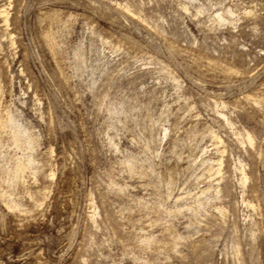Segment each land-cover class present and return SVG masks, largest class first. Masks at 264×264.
I'll list each match as a JSON object with an SVG mask.
<instances>
[{"label": "rangeland", "instance_id": "obj_1", "mask_svg": "<svg viewBox=\"0 0 264 264\" xmlns=\"http://www.w3.org/2000/svg\"><path fill=\"white\" fill-rule=\"evenodd\" d=\"M0 264H264V0H0Z\"/></svg>", "mask_w": 264, "mask_h": 264}, {"label": "bare ground", "instance_id": "obj_2", "mask_svg": "<svg viewBox=\"0 0 264 264\" xmlns=\"http://www.w3.org/2000/svg\"><path fill=\"white\" fill-rule=\"evenodd\" d=\"M3 14H4V13H3ZM5 21H6V22L8 21V18H7V17L5 18ZM14 138H15V137H14ZM16 139H17V136H16Z\"/></svg>", "mask_w": 264, "mask_h": 264}]
</instances>
